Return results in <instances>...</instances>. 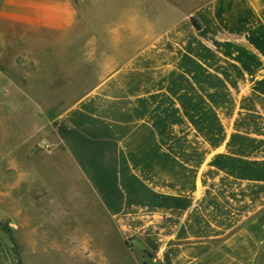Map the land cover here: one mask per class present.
Returning <instances> with one entry per match:
<instances>
[{"label": "crops", "instance_id": "crops-1", "mask_svg": "<svg viewBox=\"0 0 264 264\" xmlns=\"http://www.w3.org/2000/svg\"><path fill=\"white\" fill-rule=\"evenodd\" d=\"M80 2L0 0V238L21 264H97L99 216L126 264H264V0L148 43L143 6L139 28L128 2ZM49 82L72 99L53 119Z\"/></svg>", "mask_w": 264, "mask_h": 264}, {"label": "rangeland", "instance_id": "rangeland-1", "mask_svg": "<svg viewBox=\"0 0 264 264\" xmlns=\"http://www.w3.org/2000/svg\"><path fill=\"white\" fill-rule=\"evenodd\" d=\"M115 0H96L97 2V11L100 13L101 10H103V7H105V3L108 2L111 4V2H114ZM117 1H125L129 4V12L132 13V11L139 12V28L140 25V14L141 9L143 6V13H144V30H145V38L146 43L150 41L156 35L158 32L164 33L169 30V28L177 25V27H181L182 23L185 19L191 18L194 16L195 11L202 7L203 5L209 3L212 0H117ZM91 3L92 0H81L80 2V11L89 16V13L91 11ZM112 6V5H111ZM134 9V10H133ZM105 11V10H103ZM136 13V12H135ZM191 16V17H190ZM195 18V17H193ZM88 21V19H86ZM108 21L110 25L107 27L111 28V24L113 21H116L115 18H113L111 13V8L108 9V19H97V27L99 29L104 28V22ZM119 22V19H117ZM121 21V20H120ZM123 22L125 21L122 20ZM121 21V22H122ZM129 26L136 27V18L133 20L131 17L128 19ZM100 23V24H99ZM52 67L49 68V72H52ZM87 83H79L76 84V89L79 88L81 91L85 86H87ZM62 84L56 83V82H49L46 84H32V91L34 95H38V92L43 91V94L45 92L47 98L41 99L40 101L45 105H47L48 112L50 115V119H53L56 117V111L60 110L62 107H65L68 105V103L72 100L70 97L71 90L66 91L64 95L58 94L57 90L60 89ZM40 150H49V146L45 144L43 141L39 142L37 145ZM97 223L94 224V222H90L89 225L86 226V229L88 233L92 236V238L96 239V244L98 246V255H97V264H126V259L124 257V253L119 250H114L112 256H108L106 251L108 252V248H111L113 246L117 245L116 243V237L118 235V232L116 231L115 227H102L100 225L101 222H104L102 219L97 217ZM9 228L2 224L0 222V233H2V236L7 237L9 234ZM111 234L113 238H104L106 235ZM5 245L7 246L10 255L12 257V260L14 264H21L20 260L17 258V246L16 244H11L10 238H1ZM112 240V241H111ZM3 251V250H2ZM108 257H107V256ZM129 261L127 264H143L142 261L137 262L138 259H136V255L129 254ZM4 260L7 262L5 256Z\"/></svg>", "mask_w": 264, "mask_h": 264}, {"label": "water", "instance_id": "water-1", "mask_svg": "<svg viewBox=\"0 0 264 264\" xmlns=\"http://www.w3.org/2000/svg\"><path fill=\"white\" fill-rule=\"evenodd\" d=\"M0 245L2 247L3 254H4L8 264H14L12 257L10 255V252H9L7 246L5 245V243L3 242V240L1 238H0Z\"/></svg>", "mask_w": 264, "mask_h": 264}, {"label": "trees", "instance_id": "trees-1", "mask_svg": "<svg viewBox=\"0 0 264 264\" xmlns=\"http://www.w3.org/2000/svg\"><path fill=\"white\" fill-rule=\"evenodd\" d=\"M190 21H191L193 27H194L196 30H199V29H200V25L198 24V22L196 21L195 18L191 17V18H190Z\"/></svg>", "mask_w": 264, "mask_h": 264}]
</instances>
